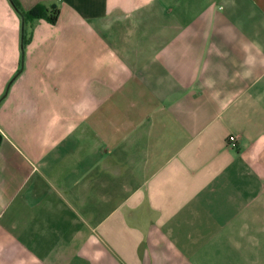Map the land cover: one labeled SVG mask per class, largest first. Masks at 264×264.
I'll return each mask as SVG.
<instances>
[{
    "label": "crops",
    "instance_id": "0c3cea01",
    "mask_svg": "<svg viewBox=\"0 0 264 264\" xmlns=\"http://www.w3.org/2000/svg\"><path fill=\"white\" fill-rule=\"evenodd\" d=\"M18 1L0 264H264V0Z\"/></svg>",
    "mask_w": 264,
    "mask_h": 264
},
{
    "label": "trees",
    "instance_id": "16d2710c",
    "mask_svg": "<svg viewBox=\"0 0 264 264\" xmlns=\"http://www.w3.org/2000/svg\"><path fill=\"white\" fill-rule=\"evenodd\" d=\"M11 2L15 9L21 14L25 22H32L38 18H45L51 23H56L59 18L60 10L56 7L50 9L40 5L33 9L25 10L22 8L18 0H11Z\"/></svg>",
    "mask_w": 264,
    "mask_h": 264
},
{
    "label": "built area",
    "instance_id": "2783aa9c",
    "mask_svg": "<svg viewBox=\"0 0 264 264\" xmlns=\"http://www.w3.org/2000/svg\"><path fill=\"white\" fill-rule=\"evenodd\" d=\"M227 142H228V144H229L231 147H235V146L238 144V142H239V137H238V135H234V134L229 135V137H228V139H227Z\"/></svg>",
    "mask_w": 264,
    "mask_h": 264
}]
</instances>
